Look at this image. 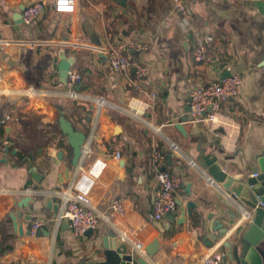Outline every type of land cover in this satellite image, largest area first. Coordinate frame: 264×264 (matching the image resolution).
Masks as SVG:
<instances>
[{
	"label": "crops",
	"instance_id": "0c3cea01",
	"mask_svg": "<svg viewBox=\"0 0 264 264\" xmlns=\"http://www.w3.org/2000/svg\"><path fill=\"white\" fill-rule=\"evenodd\" d=\"M35 1L0 0V147L6 152L0 154V264L103 260L107 233L122 241L120 234L133 230L148 264H204L214 253H226L223 244L242 221L213 242L219 232L215 220L229 211L196 160L204 152L229 175L249 174L264 150V0H183L185 15L175 12L174 0H76L70 16L54 14L45 0L48 7L33 25L17 24L15 14ZM130 43L145 47L127 53L147 68L141 80L132 72L115 73L97 51ZM197 46L206 50L204 62L192 57ZM73 72L82 81L67 90L65 75ZM228 73L241 83L236 98L220 107V127L183 123L190 93ZM87 122L83 156L72 168L65 156L72 149L68 138ZM153 150L165 155L166 170L181 179L178 203L196 204L181 226L180 211L158 223L151 219L159 188ZM96 160L106 165L89 194L99 225L92 235L75 238L59 220L62 195L78 168L88 169ZM24 197L31 198L32 210L17 207ZM48 200L54 201L52 209ZM18 212L22 236L11 219ZM36 220L42 222L41 235L31 238Z\"/></svg>",
	"mask_w": 264,
	"mask_h": 264
},
{
	"label": "built area",
	"instance_id": "2783aa9c",
	"mask_svg": "<svg viewBox=\"0 0 264 264\" xmlns=\"http://www.w3.org/2000/svg\"><path fill=\"white\" fill-rule=\"evenodd\" d=\"M212 4H222L226 0H208ZM53 13L56 15H73L76 10V0H50ZM48 2L45 0L35 1L23 8L21 12L22 24L25 26L33 25L44 14ZM173 8L177 14L185 15L188 8L183 0H174ZM145 47L138 43L127 45H117L111 48L98 49V53L105 55L111 70L120 75L134 73L139 80L145 78L148 70L145 66L132 61L128 56V51L141 52ZM192 57L196 62H204L206 50L203 46H197L192 51ZM82 81V76L77 72L69 73L66 77V88H75ZM71 82V85H70ZM241 83L239 76L231 75L220 78L208 84L197 87L190 93L189 107L190 117L194 122H206L220 127L218 115L223 103L236 98L238 86ZM96 129V128H95ZM94 129V131H95ZM82 154H83V149ZM170 151L175 152L176 147L171 144ZM119 158V154H114ZM152 170L159 185V188L152 202L153 222L158 223L165 216L175 215L179 211V204L176 193L181 188V179L166 170V157L158 150H153L151 154ZM193 166V164H191ZM78 167V166H77ZM106 165L101 160H96L88 169L78 168L77 177L72 184L69 192L62 195L63 206L59 214V220L67 219L69 232L75 238L85 236L89 230L95 231L99 225V216L89 197L90 191L96 181L103 175ZM255 176V175H254ZM207 184H213L207 178ZM42 222L36 220L32 223L29 236L34 238L41 229ZM123 242L133 246L136 254H143V245L136 238L135 232H122L120 234ZM138 256V255H137ZM143 257L142 255H140ZM139 256V257H140ZM225 253L218 251L204 260V264H224ZM8 264H29L24 259H15Z\"/></svg>",
	"mask_w": 264,
	"mask_h": 264
},
{
	"label": "water",
	"instance_id": "95a60500",
	"mask_svg": "<svg viewBox=\"0 0 264 264\" xmlns=\"http://www.w3.org/2000/svg\"><path fill=\"white\" fill-rule=\"evenodd\" d=\"M127 0H119L123 4ZM17 24H21V14L16 13L13 17ZM231 76L229 73L222 76L223 78ZM185 114L182 122L192 121L190 117V107H185ZM91 128V122H87L85 127L80 131L69 136L68 141L71 144L65 156L70 159V165L75 168L80 163L83 156L82 146L84 145L87 135ZM178 129L182 130L180 127ZM112 137V135H110ZM200 151V150H199ZM59 157H64L63 153ZM170 156H167L169 162ZM6 160H3L5 162ZM197 163L201 169L200 175L209 177L215 187V197L222 206L228 209V214L225 218L221 217L215 220L216 236L213 242H217L224 237L232 228L235 222L242 221L236 230L231 233V236L223 244L225 249L224 264H264V150L258 154L254 159V166L252 172L247 174H238L235 176L224 172L217 162V158L211 155H204L200 152ZM32 177L36 182H39L40 175L34 171L31 172ZM255 175V176H254ZM185 192L190 196V186L185 187ZM29 197H24L17 202L19 209L33 207L28 203ZM54 201L48 200L46 207L52 209ZM179 204V211L181 216L176 220L178 226L186 223L187 217L193 216V209L196 208L194 202H187L185 206ZM53 210L57 213L58 208ZM218 212L223 215L224 211L218 208ZM18 212L15 216L11 215L13 226L18 230L22 236V228L18 227V217L21 216ZM64 227H68L67 219L63 220ZM93 234L92 230L86 232L85 236ZM38 235H41L40 230ZM103 244V260H83L77 264H148L145 258L137 256L132 247L128 243L121 241L113 232H108L102 239Z\"/></svg>",
	"mask_w": 264,
	"mask_h": 264
},
{
	"label": "rangeland",
	"instance_id": "374dc122",
	"mask_svg": "<svg viewBox=\"0 0 264 264\" xmlns=\"http://www.w3.org/2000/svg\"><path fill=\"white\" fill-rule=\"evenodd\" d=\"M109 20V19H108ZM115 23V22H114ZM116 24V23H115ZM113 26H114V24H113ZM109 31H111V28H108L107 27V29L105 30V32H106V34H108L109 35ZM106 37H107V35H106ZM92 45L94 46V47H98V46H100V43H99V41H95V42H93L92 41ZM97 54V53H96ZM76 87H78V86H76ZM75 87V88H76ZM67 90H69V88H66Z\"/></svg>",
	"mask_w": 264,
	"mask_h": 264
},
{
	"label": "bare ground",
	"instance_id": "6f19581e",
	"mask_svg": "<svg viewBox=\"0 0 264 264\" xmlns=\"http://www.w3.org/2000/svg\"><path fill=\"white\" fill-rule=\"evenodd\" d=\"M66 77L68 76L69 77V73H67L66 75H65ZM70 85H71V82H70ZM71 87H69V89H70ZM3 153H6L5 152V149H3V147H0V154H3Z\"/></svg>",
	"mask_w": 264,
	"mask_h": 264
}]
</instances>
